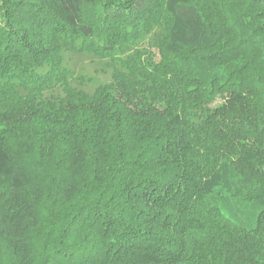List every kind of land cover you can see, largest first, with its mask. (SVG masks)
I'll return each mask as SVG.
<instances>
[{
  "label": "trees",
  "instance_id": "16d2710c",
  "mask_svg": "<svg viewBox=\"0 0 264 264\" xmlns=\"http://www.w3.org/2000/svg\"><path fill=\"white\" fill-rule=\"evenodd\" d=\"M0 264H264V0H0Z\"/></svg>",
  "mask_w": 264,
  "mask_h": 264
},
{
  "label": "rangeland",
  "instance_id": "374dc122",
  "mask_svg": "<svg viewBox=\"0 0 264 264\" xmlns=\"http://www.w3.org/2000/svg\"><path fill=\"white\" fill-rule=\"evenodd\" d=\"M160 30L154 28L150 33L142 35L129 52L117 53V57L125 58L135 51H145L152 54L155 61L158 60V50L155 47V41L160 37ZM81 41H69L64 46L60 69L67 77L69 85L77 90L92 94L94 90L103 85L110 84L113 81V72L119 68L117 60L100 59L87 51L81 50ZM43 68L39 72H46ZM64 95L61 87L53 83L44 90L45 99L62 97Z\"/></svg>",
  "mask_w": 264,
  "mask_h": 264
}]
</instances>
